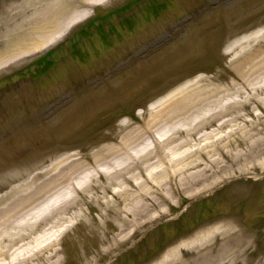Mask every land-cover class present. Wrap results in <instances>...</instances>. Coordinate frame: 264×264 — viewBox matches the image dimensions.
<instances>
[{
	"label": "rangeland",
	"instance_id": "374dc122",
	"mask_svg": "<svg viewBox=\"0 0 264 264\" xmlns=\"http://www.w3.org/2000/svg\"><path fill=\"white\" fill-rule=\"evenodd\" d=\"M85 2L0 0V42L24 36L32 27L46 28L22 40L17 51L24 54L13 52L8 60L16 58L0 66V196L24 193L55 176L61 184L45 193L50 197L65 185L68 167L91 166L99 149L140 132L150 106L178 97L183 89L190 93L230 83L236 69L227 46L264 32V0ZM124 6L132 8L125 13ZM108 13L113 16L103 24L113 32L95 30L81 37L83 25ZM71 32L69 45L65 40ZM38 42L45 44L32 50L30 43ZM53 48L48 62L35 64ZM245 50L260 56L264 40ZM258 107L252 101L242 113L263 114L261 107L255 111ZM143 140L139 150L148 148L147 134ZM248 167L247 175L208 195L190 198L177 192L174 202L164 201L153 211L164 213L106 254L103 235L111 230L106 239L112 242L114 219L100 223L102 210L79 193L88 221H78L62 236V264H92L95 257L96 264H155L170 248L213 227L221 229L202 247L180 249L175 264H264V171Z\"/></svg>",
	"mask_w": 264,
	"mask_h": 264
},
{
	"label": "bare ground",
	"instance_id": "6f19581e",
	"mask_svg": "<svg viewBox=\"0 0 264 264\" xmlns=\"http://www.w3.org/2000/svg\"><path fill=\"white\" fill-rule=\"evenodd\" d=\"M85 3L91 5L94 0ZM56 15L54 12L44 22ZM82 16L87 14L74 19ZM40 30L46 28L32 27L24 36L18 33L13 40L0 42V66L24 54L17 51L24 46L21 41L31 40ZM262 39L264 32L259 30L230 43L225 51L233 55L231 62L236 69L230 83L190 93L183 89L176 92L178 97L150 106L148 123L140 132L126 133L116 146L99 149L91 166L68 167L69 177L58 194L45 198L46 192L61 184L54 176L24 193L0 196V264H62L58 247L62 236L78 221H88L81 209L85 200L76 199L79 193L102 210L100 223L114 219L117 233L112 242L106 239L111 230L103 235L107 248L102 252L106 254L164 213L153 211L164 201L174 202L177 192L190 198L208 195L225 181L247 175L249 163L264 171V113H242L252 101L264 109V51L258 56V52L245 50ZM32 43V50L45 44ZM16 51V57L8 60ZM259 107L255 111H260ZM144 134L150 143L139 150ZM100 177L102 183L97 181ZM220 229L213 227L180 242L155 264L177 263L180 249L202 247Z\"/></svg>",
	"mask_w": 264,
	"mask_h": 264
},
{
	"label": "trees",
	"instance_id": "16d2710c",
	"mask_svg": "<svg viewBox=\"0 0 264 264\" xmlns=\"http://www.w3.org/2000/svg\"><path fill=\"white\" fill-rule=\"evenodd\" d=\"M47 56H49V54Z\"/></svg>",
	"mask_w": 264,
	"mask_h": 264
}]
</instances>
